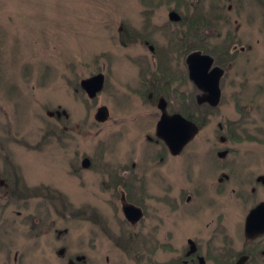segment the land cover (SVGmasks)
<instances>
[{
    "label": "rangeland",
    "instance_id": "rangeland-1",
    "mask_svg": "<svg viewBox=\"0 0 264 264\" xmlns=\"http://www.w3.org/2000/svg\"><path fill=\"white\" fill-rule=\"evenodd\" d=\"M196 3L197 14L196 8L192 10ZM201 10L208 16L206 23L196 26L192 22L193 27L185 30L171 17L172 13L176 17L188 14L184 23L189 24L195 16L198 19ZM126 25L139 32L131 46H123L120 34ZM190 33L194 39L189 38ZM178 34L183 36L181 40ZM142 35L149 38L145 40L148 43L142 41ZM170 41L179 44L170 47L175 50H167ZM196 45L210 50L209 54L214 53L212 56L226 66L220 80L221 102L210 109L208 125L184 151L182 160L189 161L183 164L182 181L185 183L197 166L205 167L201 172L207 179L228 174L217 161L221 157L216 151L230 148L236 152L222 158L236 165L233 183L251 186L247 176L264 177V0H0V175L7 163L12 194L13 190L24 193L11 175L15 171L33 192H40L43 185V189L61 192L67 202L63 206L42 198L15 201L8 196L9 189H0V264H81L85 256L83 264H104L105 255H110L106 264L121 261L120 253L95 238L100 233L92 223L93 212L99 213L103 231L110 238L115 233L107 227L127 226L121 222V213H112L111 193L100 189L103 176L93 168L98 166L94 168L98 171L109 163L115 170L133 159L141 167L135 172L145 171L140 152H150L151 146L140 144L138 135L144 127L153 135L154 117L158 116L154 106L145 108L134 94L141 80L137 62L151 67L156 55L173 77L174 69L161 54L175 57V68L184 65V56ZM97 72L104 73L105 84L92 103L86 94L81 97L80 80ZM157 72L154 76L162 80L163 68L157 67ZM102 104L109 108L110 118L97 123L94 113ZM203 106L199 107L202 112ZM60 113L63 116L59 118ZM194 116L198 117V112ZM146 136L143 132L145 141ZM188 150L196 155L189 158ZM248 166L251 168L245 172ZM198 169V179L194 172L193 179L186 178L189 182L203 181ZM177 171L171 167V176ZM166 179V184L181 190L176 182ZM257 189L254 200H264V185ZM211 192H206L204 200L215 199ZM146 204V217L133 231L129 229L137 241L132 248L134 257L145 243L150 247L149 238L156 244L163 242L157 238L159 230L168 232L170 227L190 224L206 227L215 224L218 216L209 210L201 214L205 207L202 212L199 209L198 216L186 207L171 211L159 204L157 197ZM83 205L89 208L81 219ZM57 230L64 234L58 237ZM169 240L167 237L166 245ZM165 255L166 259L172 257L168 250ZM141 261L134 259L129 264H158L159 257L157 254L150 263ZM206 264L218 263L207 260Z\"/></svg>",
    "mask_w": 264,
    "mask_h": 264
},
{
    "label": "flooded vegetation",
    "instance_id": "flooded-vegetation-1",
    "mask_svg": "<svg viewBox=\"0 0 264 264\" xmlns=\"http://www.w3.org/2000/svg\"><path fill=\"white\" fill-rule=\"evenodd\" d=\"M173 19L178 23L182 18L179 14L178 17L175 15V18ZM191 39H194V37ZM144 43H148V41H145ZM150 46H152V49ZM200 46L201 45H196V47H193L191 51L186 53V56H184L185 66L181 63L176 64L177 67L173 68L175 75L171 77V79L169 78L167 81V76L162 75V83V80H159L161 79L159 78V75L156 77L153 73L158 74L157 67H160V71H162L164 66H159L156 55L153 56L154 59L152 60H155V62L152 65L150 64L151 67L147 73L148 76H146L145 81H142L143 83L147 84V90L149 88H152V90L146 96V99L141 97L137 92H134V94L139 96L141 104L145 108L149 109L151 106H154V108L157 110L155 115L158 116L154 117L156 119L153 123V135H151V129L149 127L142 128L141 133L138 135V140L141 142L140 144L144 143L148 147L151 146L150 152L148 151L145 154L140 152L143 163H145V171H140V173L139 171L135 172L136 168L138 170L139 168L141 169V167L137 166L133 159L129 160V163L124 166L118 165L115 170L111 168V165L108 163L103 167L104 170L106 167V171H104L102 174L103 177H101L102 182L100 189L111 193L112 198L109 200V203L111 205L112 213L118 211L122 216L123 213L121 210L120 198L122 194H125L127 202L142 208V218L146 217L147 215V200L157 197L159 204L168 207L171 211H176L179 207L182 209H184L183 207H186L188 211L192 213V215L198 216L197 212L199 209H201L200 211L202 212L203 208L205 207L201 214H206L205 211L207 210L210 211V214L218 213V216L216 217V223H207L206 227H201L199 224H195L194 226L190 224L189 227L185 225L170 227L171 229L168 232L165 230L160 232L159 229L161 227H158L157 230H159V235L157 234V238H163V244H158V241L156 244V241L150 240L149 238L147 241L150 242V247L147 246V243H145L143 246H141L140 243L139 245L141 246L142 250H140L135 255V257L132 256V248L133 245L137 243V241H133L131 237L132 232L130 230L133 231L136 224L131 225L130 222L127 221L123 216L121 222L127 227H107L108 232L113 231L115 233L114 236L110 238L108 233L103 231L102 224L98 223L97 227L94 228L100 233V237L95 238L101 245L105 247L107 246L110 251L116 254L120 253L119 255L122 259L121 261L118 260L116 264H125L126 262H124L123 259L127 261V264H129L131 260L133 261L134 259L137 260V262L142 263V258L145 262L150 263V259H155L157 254L159 257L158 264H206L207 260L218 264H264V227H248L247 225V218L249 215L254 212L253 210L261 202H264V200H254V196L258 192L257 187H259V184L264 185V177H261L260 174L247 176L250 174V172H248L245 174V177L247 176L251 186H246L244 183H242V185L241 182H238V184L235 182L233 183L232 169H236V165L231 164L230 160L224 159L222 157L226 155L231 156L232 153L236 151H234V149L225 148L216 151V155L221 157L217 161L222 163L221 168L225 167L228 170V174L221 173L220 175H216V180L214 178L207 179V176L201 172L203 168L205 170V167L199 168L200 166H197L194 169V172L199 168L198 171L202 175L203 181L200 182V184H198L197 181L198 185L189 182L187 179H193L194 172H192L189 177H186L187 179H184L185 183L182 181L183 164L188 163L189 161V159L182 160L183 156L185 155L184 151L189 145V142L194 139L197 133L206 127L205 126L199 129L197 123L193 119L189 118L184 113V111L188 110L190 114L194 116L197 113V109H200V106L205 105L203 106L205 108L203 111L207 110L209 107L208 103H199V98L202 97L204 93L202 94L198 85L190 76L187 56L192 52L200 51L202 55L211 57L212 63L208 68V72H211L215 67L222 69V74L219 78V88L220 80L225 73V68L223 67L226 66H223L224 64H221L218 59L214 57V53H211L214 55L212 56L209 54L210 50H206V48ZM148 47L150 51H154V46L152 44H150ZM182 66L185 67L184 70L181 68ZM138 71L142 74L144 70L138 69ZM163 72H166L165 68H163ZM172 84L176 88L172 89ZM160 86L163 88L167 86L166 88L168 89V96H163L164 93L161 92V94L159 93L155 100L153 97L154 93H158L156 91V87L160 88ZM131 90L133 89L131 88ZM222 95V90L220 88V102ZM154 100L155 102H153ZM237 108L241 111L239 107ZM162 114H165L169 117L174 114H181L183 117L197 126V130L192 134L191 138L179 152H173L168 147L166 142L157 135L158 121L160 120ZM109 118L110 111L109 116L105 121H107ZM105 121L96 122L104 123ZM219 126L220 129H222V126ZM227 131H230V128L227 129ZM143 132H145L147 135L146 141L142 139ZM187 152H189V154L186 156L189 158L192 155H196V153L192 150H188ZM192 152L194 153L191 154ZM207 152L209 153V151ZM83 156L86 155L84 154ZM148 162L149 164L146 166ZM171 167L178 169L174 176H171ZM250 168L251 167L248 166L245 172ZM166 176L169 177L173 183L176 182L181 190L178 191L174 189L170 183L166 184V182H168ZM196 178L198 179L197 174ZM163 186L164 188H162ZM208 187H210V189ZM208 190L210 195H212L211 191L213 190L215 193V199L207 198V200H204ZM174 196H177L176 200L173 199ZM232 196H234V198ZM212 200L217 203H213ZM231 200L234 202V211L230 210L229 208V202H231ZM213 205H215L217 208H212ZM113 206L116 207L113 208ZM141 219L139 220L138 224L140 223ZM56 233L58 237L60 233L64 234L59 230H57ZM167 237H169L170 240L166 245ZM165 250H168L172 257H168L166 259ZM109 257L110 255L104 256V264L109 261ZM85 258H82L83 261H86ZM101 258L103 259V257ZM83 261H81V264H83ZM70 263L75 264L72 261Z\"/></svg>",
    "mask_w": 264,
    "mask_h": 264
},
{
    "label": "water",
    "instance_id": "water-1",
    "mask_svg": "<svg viewBox=\"0 0 264 264\" xmlns=\"http://www.w3.org/2000/svg\"><path fill=\"white\" fill-rule=\"evenodd\" d=\"M175 18V14H171ZM152 49V46H150ZM191 78L205 93L199 98V103L207 102L210 106H217L220 101L219 78L222 69L215 67L211 72L208 68L212 63L211 57L195 51L187 56ZM104 75L96 73L80 80V87L89 99H93L103 89ZM109 116L107 106L101 105L96 109L95 119L105 121ZM197 130V126L181 114L166 116L162 114L158 121L157 135L161 137L173 152H179ZM121 210L123 216L131 225H135L143 217L141 207L127 202L125 194L121 195ZM247 218L248 227H264V202H261Z\"/></svg>",
    "mask_w": 264,
    "mask_h": 264
},
{
    "label": "trees",
    "instance_id": "trees-1",
    "mask_svg": "<svg viewBox=\"0 0 264 264\" xmlns=\"http://www.w3.org/2000/svg\"><path fill=\"white\" fill-rule=\"evenodd\" d=\"M181 2V1H180ZM181 4H184V5H187V3L185 2V1H182L181 2ZM197 4V3H196ZM183 5V7H185ZM197 6H198V4L195 6H193V8H192V10H194L195 8H196V10H195V13L197 14L198 12H199V10H197ZM188 9V8H187ZM180 14V13H179ZM185 15H188V14H180V16H181V20L178 22L179 24H181V28L183 29V30H185L186 29V27L187 28H192L193 27V23L192 22H194V24L196 25V26H200L201 24H205L206 23V19H207V15H205V13H203L202 12V10H201V12H200V14H199V17H198V19H197V17H196V19H192V20H189V24H186V23H184V19H185ZM191 15V14H190ZM192 16V15H191ZM207 24H209V22H207ZM210 25V24H209ZM192 26V27H191ZM127 27L128 28H130L129 27V25H126V27H122V29H121V31H120V34H121V37H122V40H123V46H131L132 45V43H133V41H134V39H133V37H138V31H137V29H133V28H130L129 30L127 29ZM189 35V38H192L193 36H192V34L190 33V34H188ZM140 37H142V41H144L145 42V40H149V38L148 37H146V36H140ZM182 35H179L178 34V40H181L182 39ZM151 40V39H150ZM176 41H170L169 42V48L167 49V50H175L176 48H170L171 46H175V45H179V44H177V43H175ZM180 48V47H179ZM161 56H162V59H164V60H166V62H168V65H169V68L170 69H173V67H172V64L174 63L175 64V57L174 58H170V57H166L164 54H161ZM168 56V55H167ZM173 60V61H172ZM134 62H137L136 60L134 61ZM173 62V63H172ZM139 65L138 66H140V68H138V69H142V70H145V73H144V75L145 74H147L148 72H149V69H150V67L148 66V65H146V63L145 64H143V63H141V62H137ZM158 65L159 66H164L163 65V63L160 61L159 62V60H158ZM137 66V67H138ZM164 68V67H163ZM165 71H168V68L167 69H165ZM144 72V71H143ZM143 72H142V74H140V77H141V82L138 84V86L137 87H134L135 89H136V91H137V93L141 96V97H143L144 99H146V96L149 94V92L152 90V88H149L148 90H147V87H146V83H143L142 81H145V79H146V77H144V75H143ZM147 72V73H146ZM98 73V72H97ZM151 73V72H150ZM154 74V73H153ZM157 74V73H156ZM164 74L167 76L166 77V79H167V81L169 80V78L171 79V76L168 74V72H164ZM157 77V76H156ZM165 79V78H164ZM167 87V86H166ZM165 87V88H166ZM157 89H156V91L158 92V93H154V98H155V100H156V98L158 97V95H159V93L161 94V92L162 93H164V95L165 96H168V94H167V91H168V89L166 88H163L162 86H160V88H158V87H156ZM83 94H84V92H83V90H81V97L83 96ZM155 100L153 101V102H155ZM96 102V99H93L92 100V103H95ZM56 111H58L59 110V108H57V109H55ZM197 112H198V117H195V116H193V115H191L190 114V112L187 110V111H184V113L189 117V118H191V119H193L196 123H197V125H198V127H199V129H201V128H203V127H205V126H207L208 125V123H209V114H211L212 113V111L209 109V107L207 108V110H205L204 112H202L200 109H197ZM209 113V114H208ZM61 114V113H60ZM63 116V114H61L60 116H59V118L60 117H62ZM231 131V130H230ZM97 154V160H101V158H100V153H96ZM85 157H87V155L85 156ZM102 157V156H101ZM88 158V157H87ZM8 166V164L6 163V165H5V167H2V169H3V171H2V175H0V181H3V182H1L0 184V189H1V191L3 190V188L5 189V190H8L9 189V197L10 198H12L13 200H15V201H17V200H19V201H28V199H30V198H42V199H45V200H47V201H51V202H54V203H56V204H60V205H63V206H65L66 204H67V202H66V196L65 195H63L61 192H59V191H57V190H54V189H50L49 187H44L45 189H43V185H40V192H33V189H29V187H27V184L25 183V181H24V179H23V177L18 173L17 175L16 174H14L15 173V171H13V173L11 174L12 175V177H13V179H14V181L16 182V184L18 185V184H20L19 186H21V188L23 189V191H24V193L23 194H21V193H17V194H15L14 193V190H13V194H12V186H13V184L11 183V181H10V176H8L7 175V170H6V167ZM100 167V169L98 170V171H96L95 169H98V166L94 169L93 167V170L95 171V172H98L99 174H103V172L104 171H106V167H105V170L103 169V167L104 166H99ZM103 176V175H102ZM4 190V191H5ZM83 207H84V209H85V211H82L81 210V219H84L85 217H86V209L88 210V208H89V206L88 205H83ZM100 219V215H99V213L98 212H93V217H92V219L91 220H93V225H95V226H97L98 225V223H102V221H100L99 220ZM34 222V224L36 223V221H33ZM104 222V221H103ZM39 223H41V222H39Z\"/></svg>",
    "mask_w": 264,
    "mask_h": 264
}]
</instances>
